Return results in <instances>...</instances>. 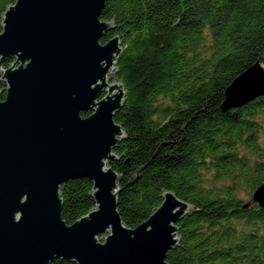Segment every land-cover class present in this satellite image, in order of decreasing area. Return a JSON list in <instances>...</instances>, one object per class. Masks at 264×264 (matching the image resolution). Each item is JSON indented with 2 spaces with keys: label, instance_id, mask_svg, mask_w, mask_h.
<instances>
[{
  "label": "trees",
  "instance_id": "1",
  "mask_svg": "<svg viewBox=\"0 0 264 264\" xmlns=\"http://www.w3.org/2000/svg\"><path fill=\"white\" fill-rule=\"evenodd\" d=\"M15 1L0 0V31ZM100 19L115 21L101 42L119 35L123 47L116 78L126 96L114 120L127 138L111 166L124 224L146 221L171 191L193 210L167 264H264V208L252 200L264 183V95L221 109L231 82L264 65V0H106ZM91 187L62 185L67 224L94 206Z\"/></svg>",
  "mask_w": 264,
  "mask_h": 264
},
{
  "label": "water",
  "instance_id": "2",
  "mask_svg": "<svg viewBox=\"0 0 264 264\" xmlns=\"http://www.w3.org/2000/svg\"><path fill=\"white\" fill-rule=\"evenodd\" d=\"M105 5L16 0L2 14L0 264H167V252L179 245L177 223L193 207L173 192H162L161 204L135 228L118 212L121 175L111 163L127 136L114 117L126 90L116 78L121 36L101 42L115 29L114 20L100 19ZM263 95L257 62L226 88L221 109ZM80 178L92 182L94 206L67 224L62 185ZM252 200L264 208V183Z\"/></svg>",
  "mask_w": 264,
  "mask_h": 264
},
{
  "label": "rangeland",
  "instance_id": "3",
  "mask_svg": "<svg viewBox=\"0 0 264 264\" xmlns=\"http://www.w3.org/2000/svg\"><path fill=\"white\" fill-rule=\"evenodd\" d=\"M262 67H264V65H261ZM263 123H264V120H263Z\"/></svg>",
  "mask_w": 264,
  "mask_h": 264
},
{
  "label": "flooded vegetation",
  "instance_id": "4",
  "mask_svg": "<svg viewBox=\"0 0 264 264\" xmlns=\"http://www.w3.org/2000/svg\"><path fill=\"white\" fill-rule=\"evenodd\" d=\"M102 96H103V95H102ZM102 96H101V97H102ZM89 113H90V112H89Z\"/></svg>",
  "mask_w": 264,
  "mask_h": 264
}]
</instances>
